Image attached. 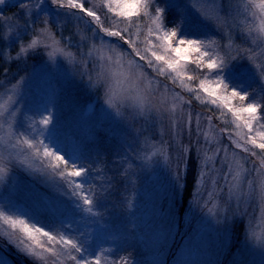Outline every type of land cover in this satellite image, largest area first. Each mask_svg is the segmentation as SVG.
<instances>
[{
    "label": "rangeland",
    "instance_id": "374dc122",
    "mask_svg": "<svg viewBox=\"0 0 264 264\" xmlns=\"http://www.w3.org/2000/svg\"><path fill=\"white\" fill-rule=\"evenodd\" d=\"M21 2L28 4V9H22ZM36 2L5 0L0 4V93L16 84L18 107L24 117L39 121L42 116H53L54 125L49 126V133L45 132L46 142L52 140L53 147L73 158L82 155L84 164L102 170L91 174L98 215L80 211L77 201L66 194L70 189L59 178L53 179L41 171L39 161L32 167L15 160L8 163L9 170L0 174V209L9 214H27L45 227H59L60 221L71 224L73 230L85 234L90 251L104 250L102 264H119L122 257L128 259V264H264V208L255 201L246 203L234 217V207L224 210L226 191L218 192L216 199L211 200L210 181L204 186L197 183L206 144L197 130L195 117H201L203 130L207 128V116L213 117L214 127L233 128L231 115L225 123L218 118L217 106L203 94L196 99L180 89L177 91L191 101L185 106L193 116L190 125L134 115L131 108L118 115L105 103L104 89L90 85L87 76L94 75L95 69L89 72L60 55L49 57L51 49L43 46L28 49L27 56L17 55L21 46L27 48L34 38L33 26H44V13L34 8ZM228 2L218 0L225 9ZM157 3L166 7L168 26H174L180 19L179 12L167 7V0ZM178 3L183 7L189 0ZM44 8L56 23L57 35L62 33L65 40L70 37L72 50L77 51L80 36L76 34L75 17H56L54 6L47 0ZM111 16L109 13V21ZM188 26L193 32L206 33L222 44L226 42L211 23L202 22L194 8ZM80 27L86 33L85 26ZM233 35L237 43L243 42L238 33ZM120 47L126 50L128 46L120 42ZM251 67L246 60L237 61L224 68L222 74L230 85L242 86L238 90H255L259 98L264 95V83L249 75ZM194 69V65L190 66V71ZM146 71L154 75L150 69ZM205 72L207 69L199 74ZM158 79L171 85L163 76ZM30 122L22 119L25 125ZM223 143L234 149L227 134ZM256 152L260 154L259 149ZM225 183L223 179L219 181L221 187ZM209 209H213L212 213ZM0 264H34L8 242L2 229Z\"/></svg>",
    "mask_w": 264,
    "mask_h": 264
},
{
    "label": "snow or ice",
    "instance_id": "6c2138e0",
    "mask_svg": "<svg viewBox=\"0 0 264 264\" xmlns=\"http://www.w3.org/2000/svg\"><path fill=\"white\" fill-rule=\"evenodd\" d=\"M4 2L0 0V4ZM47 3L54 6L56 17L61 14L75 17L76 34L80 36L78 50H72L70 37L65 40L62 33L57 35L56 23L44 8L45 0H37L34 8L44 13L41 21L44 26L39 29L33 26L34 38L27 48L21 46L18 56H27L28 49L43 46L51 49L49 57L60 55L89 72L95 69L94 75L89 74L87 79L92 87L104 89L105 103L118 115L131 108L134 115L190 125L193 116L185 106L191 101L181 91L196 99H201L203 94L209 103L217 106L219 119L228 123L226 118L231 115L234 127H214L213 117L207 116L204 117L207 128L202 130L201 117H195L197 130L206 144L197 183L204 186L210 181L211 200L216 199L218 192L226 191L224 210L234 207L237 210L234 217L246 203L255 201L264 208V131L261 130L264 129L261 102L264 95L257 98L255 90H238L242 86L230 85L222 74L229 64L246 60L252 65L249 75L264 83V0H229L227 9L218 0H189L183 7L178 0H167V7L180 14L172 27L168 26L166 7L157 0H47ZM20 6L28 9L26 3L21 2ZM193 8L202 22L211 23L223 34L225 43L206 33L192 31L188 25ZM103 9L107 12H102ZM80 24L85 26L86 33ZM234 32L243 38L242 43L236 42ZM198 35L203 38H195ZM120 42L128 46L126 50L121 49ZM245 43L251 46H244ZM193 65L195 69L190 71ZM146 69L154 75H149ZM204 69L207 72L200 75ZM161 76L171 85L158 79ZM16 88L14 84L0 93V174L9 170L8 163L12 160L29 167L39 161L41 171L53 179L59 178L70 189L66 194L77 201L80 211L98 215L91 174L102 170L84 164L82 155L70 157L53 147L52 140L46 142L45 132L49 133L54 125L53 116H42L39 121L24 117L18 107ZM22 119L31 122L25 125ZM225 134L229 144L247 154L246 157L223 143ZM256 149L260 150L259 155ZM248 163L253 166L249 168ZM221 179L226 182L223 187L219 184ZM0 229L8 242L15 244L34 264H102L104 250L90 251L85 234L73 230L65 221H60L59 227L55 224L45 227L27 214H9L0 209ZM119 264H128V259L120 258Z\"/></svg>",
    "mask_w": 264,
    "mask_h": 264
}]
</instances>
